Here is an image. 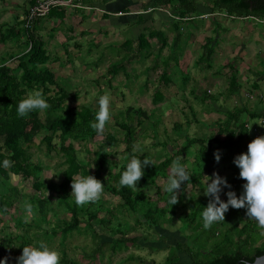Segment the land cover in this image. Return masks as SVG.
Here are the masks:
<instances>
[{
	"label": "rangeland",
	"instance_id": "1",
	"mask_svg": "<svg viewBox=\"0 0 264 264\" xmlns=\"http://www.w3.org/2000/svg\"><path fill=\"white\" fill-rule=\"evenodd\" d=\"M145 1L118 0V7L124 8L117 10L111 7L113 0H73L78 8L59 7L65 10L63 15L37 19L29 29L24 18L32 6L30 0H0V37L10 28L18 32L0 42V66L14 65L29 53V29L44 41L50 56L38 69L53 71L68 93L61 108L35 110L42 119L65 117L74 110L98 111L99 97L105 92L112 97L111 119L102 135L66 142L76 154H89L87 163L78 161L91 173L100 157H107L101 176L105 187L99 199L77 204L71 186L67 204L62 203L56 187L65 181L69 165L59 150L62 141L57 133L48 134L52 149L44 131L27 146L29 168L39 169L34 178L0 175V199L6 203L0 206V244L15 254L43 240L61 252V264H168L170 259L191 264L193 254L208 258L228 241L238 245L246 238L241 231L255 219L242 216L240 209L230 208L225 220L209 228L204 227L202 211L210 199L204 192L207 176L218 171L232 181L240 171L235 157L246 152L261 132L262 120L246 113L242 122L250 128L244 141L221 144L229 137L221 126L231 112L243 108L255 114L264 112V41L254 40V31L246 32L251 26L263 37L264 29L258 30L252 19L220 12L215 0H192L197 11L185 21L176 19L181 17L175 12L178 3L153 8ZM141 35L148 41L143 51L139 49ZM210 50L213 54L208 56ZM234 82L240 90L231 95ZM160 88L163 99L157 101L155 93ZM36 90L47 100L62 95L55 86H38L25 97ZM191 140L210 146L216 161L212 172L198 169L200 144L187 147ZM0 149L8 152L3 141ZM217 149L221 150L219 162ZM132 155L147 156L157 164L183 156L192 173L183 199L171 208L166 205L164 186L172 165L162 174L151 172L149 165L136 188L120 185ZM125 187L130 190L125 192ZM221 195L227 199L225 192ZM25 200L34 205L32 214L24 209ZM73 208L78 211L79 229L64 237L62 231L73 221ZM149 212L158 222L154 228L146 224ZM255 222L252 236L258 247L264 241V225ZM133 239L138 240L133 243Z\"/></svg>",
	"mask_w": 264,
	"mask_h": 264
},
{
	"label": "trees",
	"instance_id": "2",
	"mask_svg": "<svg viewBox=\"0 0 264 264\" xmlns=\"http://www.w3.org/2000/svg\"><path fill=\"white\" fill-rule=\"evenodd\" d=\"M178 3L175 12L181 17H186L188 14L196 13L197 5L192 0H149L148 5L153 8H160L162 6H168L172 3ZM38 3L32 1V6ZM215 7L220 12H225L226 15L230 17L238 18H249L255 17L258 19H264V0H215ZM62 8H51L48 14H40L38 20H42L47 16H59L64 14ZM37 20V21H38ZM32 29V28H31ZM18 32L16 28H10L5 32H1L0 42H6L9 38L17 36ZM154 35V33H152ZM28 40L30 44V51L28 54L24 55L17 61L14 65H3L0 66V142L3 141L4 146L8 149V152H4L0 149V175L5 179H9L11 173L15 175H22L26 179L34 178L39 169L29 168V163L26 157V148L34 144L36 137L43 131L47 134L45 140L48 142L50 149L53 148L51 139L48 137L50 133L60 134L61 145L59 150L64 152L67 156L68 169L65 173V181L56 187L57 192L62 194L63 204H67L66 197L72 186V180L74 175L83 172L84 175L93 174L98 179H101L102 172L106 168L107 157L102 155L100 159L95 163V173L88 171L77 159V154L72 146H67L66 142L69 138L86 140L89 138H96L99 134L92 127V122L95 120L96 111L88 109L85 111L74 110L70 112L67 116L59 117H48L42 119L38 112L33 110L26 116H21L18 113L19 101L25 98V95L38 86L48 88L49 86H55L58 89L60 95L57 98L49 97L50 106L52 108H61L67 98L68 93L65 91L64 87L58 83L56 76L53 71L49 69L39 70V66H44L50 60L48 51L45 48L44 41L38 37L34 32L28 30ZM179 39H177L178 43ZM148 41L145 35H141L139 38V49H143L147 46ZM131 43H128V47ZM213 54L212 50L208 52V56ZM112 71L116 72L117 68L114 67ZM170 79H168V74H164V83L168 84ZM233 88L231 89V95L239 92L240 87L237 82L233 83ZM155 99L160 101L163 99V94L161 88L155 93ZM249 114L250 118L261 119L263 127H261V132L264 135V112L261 114L251 113L248 109H236V111L229 114V119L225 125L221 126V132L228 133L229 137L227 141L222 142V145H236V143L244 141L247 135V128H250L247 122H242V116L244 114ZM179 127V126H177ZM123 129L128 131L131 130L128 126L123 125ZM114 138L113 135H109ZM236 136L238 140H235ZM23 142L26 146H21ZM115 142V140H113ZM200 144V158L199 168L202 169L201 172H212L215 168L216 161L213 159L214 154L211 152L210 146L205 144L204 141L191 140L188 142L187 147L194 145L195 143ZM136 156V155H135ZM180 155H175L174 157L167 159L163 163H154L150 165V170L156 174H162L165 172L174 162L175 158ZM9 159L12 163L9 167L5 168L2 165L4 159ZM126 168H124L125 170ZM36 170V171H35ZM199 172V175H202ZM240 172V171H239ZM239 172L230 181L233 189L239 193L243 190V184L245 181L239 176ZM191 179V178H190ZM189 181L182 184L181 189L178 190V204L184 196V192L187 189ZM37 187H40V183H36ZM123 190L129 191L128 187L123 188ZM228 189H225V193ZM167 192V191H166ZM124 194V193H123ZM170 194L167 193L166 199L168 203L166 204L168 208L172 205L169 203ZM0 206H6V203L0 199ZM240 213L242 216L245 215V209L240 208ZM166 210L163 211V213ZM74 214L73 221L67 225L62 231V235L66 237L68 234L79 229L80 221L78 219V211L72 209ZM155 215L149 212L146 216V224L151 228L158 225ZM256 220L251 223H246L241 231L243 235L246 236L240 244L235 245L231 241H228L222 247L214 250L208 258H202L199 254L192 255L191 264H248L247 262H254L256 258L264 255V241L261 246L254 247L257 240H254L252 234L255 232ZM258 222V221H257ZM248 233H251L249 235ZM138 239H133L135 243ZM129 242V241H125ZM236 250H234V247ZM252 252H249L251 251ZM20 254H15L11 248H6L4 243L0 244V259L4 257H9L10 264H13L15 259L19 257ZM70 264V263H67ZM77 264V263H71ZM168 264H185L179 260L170 259Z\"/></svg>",
	"mask_w": 264,
	"mask_h": 264
},
{
	"label": "clouds",
	"instance_id": "3",
	"mask_svg": "<svg viewBox=\"0 0 264 264\" xmlns=\"http://www.w3.org/2000/svg\"><path fill=\"white\" fill-rule=\"evenodd\" d=\"M111 94L105 92L99 97V109L95 113V120L92 127L98 134L102 135L106 124L111 119ZM50 106L49 101L42 94L41 90L29 93L25 98L19 101L18 113L26 116L33 110H46ZM118 160H123L124 156H117ZM215 158L219 162L221 150L217 149ZM77 159L83 163L89 161V154L81 151L77 154ZM12 162L4 159L3 167L7 168ZM234 163L239 167V176L245 181L243 190L237 194L229 182L227 176H222L218 171L212 176H207V186L204 188L205 195L209 203L202 211V218L205 228H209L217 221L225 220L226 213L230 208H244L245 215L264 225V135L253 139L248 150L238 154ZM149 165H154V161L144 156L143 159L132 155L127 162L126 169L122 172L119 184L136 188L138 182L145 175V169ZM94 168V167H93ZM171 175L165 184V190L170 194L169 203L175 205L178 202V190L184 182L189 181L192 173L183 156H177L172 164ZM72 195L74 194L77 204L83 205L87 202L100 198L104 191L105 183L93 174L84 175L81 171L72 176ZM226 192L227 199H222V193ZM24 209L28 214L33 213L34 205L25 200ZM61 252L55 247L50 246L46 241H39L36 245H27L23 247L22 254L15 259L13 264H61ZM0 264H10L9 257L0 259Z\"/></svg>",
	"mask_w": 264,
	"mask_h": 264
},
{
	"label": "built area",
	"instance_id": "4",
	"mask_svg": "<svg viewBox=\"0 0 264 264\" xmlns=\"http://www.w3.org/2000/svg\"><path fill=\"white\" fill-rule=\"evenodd\" d=\"M67 6H77L73 3V0H46L43 2H39L36 5L31 6L30 8H28L27 10V14L24 18V23L25 26L29 29H31L33 27V24L36 22V20L38 19L40 14H48L51 8L54 7H67ZM177 20H191V17H176ZM245 19H252L254 21H256L257 23L261 24L264 26V19H258L255 17H249V18H245ZM28 29V30H29ZM262 127H263V123H262ZM259 136H262L263 133L259 132L258 134ZM257 135V137H258Z\"/></svg>",
	"mask_w": 264,
	"mask_h": 264
},
{
	"label": "crops",
	"instance_id": "5",
	"mask_svg": "<svg viewBox=\"0 0 264 264\" xmlns=\"http://www.w3.org/2000/svg\"><path fill=\"white\" fill-rule=\"evenodd\" d=\"M32 1H34V2H37V1H39V0H32ZM32 1L30 0V2L32 3ZM147 1V0H146ZM145 1V2H146ZM149 1V0H148ZM148 1L146 2V3H148ZM144 2V3H145ZM116 3V4H115ZM113 6H111L113 9L115 8V6H116V8H117V10H121V9H123L124 7H118V0H113ZM68 7H72V8H78L77 6H68ZM64 10V9H63ZM65 11V10H64ZM154 12H158V10H156V11H154ZM150 12H147V14H149ZM242 20H246V19H243V18H241ZM253 22V21H252ZM257 27H258V30L260 29V30H263L264 29V26L263 25H261V24H259V23H257V25H256ZM253 27H251V26H249V28H247V30H246V32H248V30L249 31H254V33H257V34H255V36H254V40H257V42H259V41H264V36L262 37V35L259 33V32H261V31H256V30H254V29H252ZM240 30H242V27H241V29ZM263 32V31H262ZM253 40V41H254Z\"/></svg>",
	"mask_w": 264,
	"mask_h": 264
},
{
	"label": "water",
	"instance_id": "6",
	"mask_svg": "<svg viewBox=\"0 0 264 264\" xmlns=\"http://www.w3.org/2000/svg\"><path fill=\"white\" fill-rule=\"evenodd\" d=\"M248 264H264V255L256 258L254 262H247Z\"/></svg>",
	"mask_w": 264,
	"mask_h": 264
}]
</instances>
